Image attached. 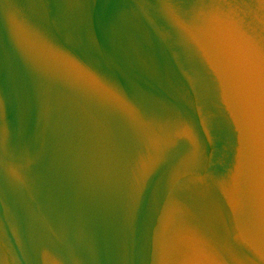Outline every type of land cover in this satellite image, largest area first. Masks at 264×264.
<instances>
[{
  "label": "water",
  "instance_id": "obj_1",
  "mask_svg": "<svg viewBox=\"0 0 264 264\" xmlns=\"http://www.w3.org/2000/svg\"><path fill=\"white\" fill-rule=\"evenodd\" d=\"M0 264H264V0H0Z\"/></svg>",
  "mask_w": 264,
  "mask_h": 264
}]
</instances>
